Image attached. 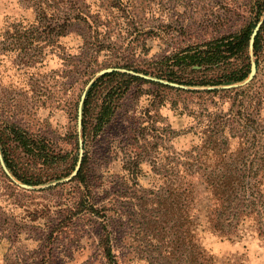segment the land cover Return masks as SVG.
<instances>
[{
    "label": "rangeland",
    "instance_id": "1",
    "mask_svg": "<svg viewBox=\"0 0 264 264\" xmlns=\"http://www.w3.org/2000/svg\"><path fill=\"white\" fill-rule=\"evenodd\" d=\"M262 2L0 0V264H108L97 247L100 221L88 207L80 211L84 192L76 175L65 180L80 155V167L87 158L88 195L105 205L118 264H264V190L253 194L252 205L238 190L231 201L238 215L230 225L221 221L229 238L209 228L197 232L206 254L198 259L190 252L188 196L175 195L178 184L186 190L182 173L188 166L177 164V152L192 146L203 151L201 144L239 149L240 139H228L230 134L244 136L243 152L232 154L220 169L208 149V173L245 168L242 179L251 183L263 176L250 163L258 146L255 125L264 128V30L257 54L249 49L250 61H258L255 75L227 87L232 90L207 93L232 83L184 85L163 74L170 65L166 58L187 47L256 26L262 18L259 29H264ZM172 67L183 81L209 79L229 65L200 71ZM106 68L154 79L143 77L128 92L113 93L111 119L95 133L92 123L104 91L116 86L117 92L122 78L98 82L86 116L81 105L79 124L80 101L89 81ZM217 124L222 126L215 132ZM17 128L41 140L49 158L57 160L23 151L12 132ZM226 137L229 145L220 141ZM5 154L16 172L40 182L27 184L14 175ZM208 197L200 186L201 207L210 206ZM251 207L254 212L242 215ZM233 210L229 205L225 216Z\"/></svg>",
    "mask_w": 264,
    "mask_h": 264
},
{
    "label": "trees",
    "instance_id": "2",
    "mask_svg": "<svg viewBox=\"0 0 264 264\" xmlns=\"http://www.w3.org/2000/svg\"><path fill=\"white\" fill-rule=\"evenodd\" d=\"M261 8L264 7V0L260 4ZM264 24V23H263ZM255 26V25H254ZM254 26L250 25L238 32L230 33L227 35H223L218 38L210 39L202 44L195 45L193 47H187L183 49L180 53H175L168 56L166 59L170 61V65L164 71V75L168 77L169 81L180 82L184 85H203V86H220L226 85L231 83H237L243 81L250 72V54H249V41L252 30ZM262 27L258 30V33L255 36L253 42V55L257 54V51L260 47V39L262 36ZM66 34V33H65ZM239 58H242V62L236 63L235 61ZM234 61V62H233ZM258 65V61L256 60ZM169 64V63H168ZM228 64L229 67L224 68L218 75L212 76L209 79H198L194 80L193 78L188 80L179 81L180 79H176L175 77V70L173 69L172 65H178L181 70L186 68H190L192 71H200L202 68L210 69L212 67H221V65ZM120 77L122 78V88H120L117 92L116 86H113V90H105L104 97L101 99L99 103V109L97 114L94 118L93 124V131L95 133L99 132L104 126L108 124L111 119V116L114 112L113 110V101H114V94L115 96L128 92L131 89L132 84L135 81L143 80L141 76L130 74L127 72H120L117 69H113L111 71H107L97 77L87 89L85 94V98L83 100V115L86 116V112L88 111V105L94 93V88L98 84L100 80L105 77ZM175 77V78H174ZM152 82V81H150ZM154 83V82H153ZM156 84V83H154ZM160 86L168 87L166 85L159 84ZM218 90L228 91L232 90L229 88H213L211 90H204V92H213L216 93ZM262 100V98H261ZM260 98H258V104L261 103ZM256 122L260 123L261 117L254 118ZM239 125L245 127V125ZM85 120L83 118V129H85ZM264 125V124H263ZM219 126L222 125L217 124L215 127V132H218ZM254 127V126H253ZM208 130V129H207ZM249 130V129H248ZM256 133L253 134V140L257 143V148L255 155H253V160L251 161V165L256 164V171L255 174L261 173L263 174L262 177L258 178L257 175L253 178L251 183V179H242L246 177L243 172L245 173V168L241 171L240 168L237 169H228L226 170H212L208 173L209 165H207L208 159L207 150H214L215 164L216 162H221L220 169L223 167V162L226 159L231 158L232 154L242 153L244 149H242V145H245L246 141L244 140V136H239L236 134H230L228 139L231 138H238L240 139L238 142V146L241 145L239 149L234 151L231 148H224L220 150V146H205L201 144V149L203 151H198V146H192V149L189 150H182L177 152V164L184 165L188 164L185 168L183 167L182 175L187 177V186L185 187L186 190L182 188V185L178 184L176 186V198L177 200L182 199V196L186 194L188 196V234L189 239L191 240V249L190 252L194 255L195 258L198 257L203 258L205 254V250H203L202 246L199 243V236L197 232L206 231L208 228L210 229L211 233L219 232L221 235H224L225 238L230 237L229 230L225 229V226L221 224V221H226V225H230L231 220H233L238 214L239 211L237 206H232V202L234 198H237L238 190L243 191V195L245 199L250 202V205L253 204L250 198L253 196L254 193H260L264 190V128L258 124L255 125ZM12 132L15 136V139L18 140V144L24 148L23 151L29 152L32 155H36L38 158H43V160H47V162H54L56 157L54 155H49L46 153L45 144L30 135L29 133L23 131L22 129H12ZM210 133V131H208ZM200 133V132H199ZM245 133V132H244ZM209 136V135H208ZM223 144H228L229 142L226 139L220 140ZM207 143H210L207 141ZM263 151V153H262ZM235 152V153H233ZM262 153V154H261ZM255 159L257 160L256 163ZM5 162L7 167L11 170V172L20 178L23 182L27 184H38L40 181L33 180L32 178L25 177L20 175L16 170H14L10 161L6 158L5 154ZM231 164H235L234 158L231 160ZM249 164V165H250ZM218 165V164H216ZM248 165V166H249ZM245 167V164H243ZM216 167V166H215ZM217 168V167H216ZM225 169V170H224ZM181 176V177H183ZM240 176V180L238 177ZM73 180H77L79 189L84 192L80 196L78 205L80 211H84L86 207L90 211L92 215H94L100 221V230L101 233L99 235L98 240V249L102 256L105 258L108 264H118V258L113 250V243H112V233L107 226V219H106V208L105 205L99 204L94 200L93 197L88 195L90 192V181L88 179V165H87V158H84L82 161V165L78 170L75 178ZM204 186V189L208 193V199L211 201L210 206L205 205L204 208L201 207L200 204L197 202V194L199 191L200 186ZM240 193V194H242ZM179 203V201H178ZM181 203V202H180ZM182 204L178 206V217L177 219L182 218ZM235 209L229 212L225 216V210L229 207ZM243 206H246L243 205ZM249 206V205H248ZM220 210L217 213V216L210 217V213H216V211ZM237 210V211H236ZM242 215L246 216L252 212H254L253 208H249L247 211H241ZM223 217V218H222ZM203 218H205L204 221ZM211 218V219H210ZM222 218V219H221ZM209 222V223H208ZM208 223V224H207ZM209 225V227L207 225ZM181 226V223H179Z\"/></svg>",
    "mask_w": 264,
    "mask_h": 264
},
{
    "label": "water",
    "instance_id": "3",
    "mask_svg": "<svg viewBox=\"0 0 264 264\" xmlns=\"http://www.w3.org/2000/svg\"><path fill=\"white\" fill-rule=\"evenodd\" d=\"M262 21H263V18H262V20H260V21L256 24V26H255L254 29L252 30V33H251V36H250L249 49H250V54H251V55L253 54V50H252V48H253V42H254L255 36H256V34H257V31L259 30V27H260ZM250 65H251V67H250V72H249L248 76L243 80V83L250 82V81L252 80L253 76H254L255 73H256V63H255V61H254L253 59H251V61H250ZM111 70H113V68L102 69L101 71L98 72V75H101V74H103V73H105V72H107V71H111ZM124 72H127V71H124ZM128 73H130V74H134V75H138V76H141V77H144V78L154 79V78H152V77H150V76H147V75H145V74L135 73V72H133V71H129ZM93 80H94V79H91V80L89 81L88 86L93 82ZM237 83H238V82H237ZM170 84H172V85H176V86H180V85L173 84V83H170ZM236 85H238V84H233V83H232L230 86L226 85V86H224V87H225V88H227V87L230 88V87H233V86H236ZM85 94H86V92H84V93L82 94L81 101H80V108H79V113H80V114H79V119H78L79 124L81 123V110H82V109H81V105L83 104V100H84V98H85ZM81 157H82V156L80 155V156H79V159H78V162H77V165H76V167H75V169L73 170V172H72L67 178H65V180H70L73 176L76 175V173H77L78 170H79L80 164H81ZM2 166H3V168L5 169V171H7V168H6V166L4 165V163H2ZM23 186H27V187H28V185H23Z\"/></svg>",
    "mask_w": 264,
    "mask_h": 264
}]
</instances>
